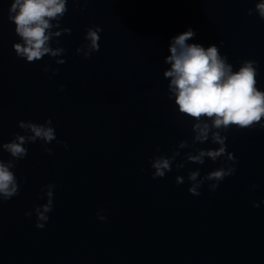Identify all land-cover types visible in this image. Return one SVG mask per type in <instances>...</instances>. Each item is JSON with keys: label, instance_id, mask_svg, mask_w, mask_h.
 Masks as SVG:
<instances>
[{"label": "water", "instance_id": "obj_1", "mask_svg": "<svg viewBox=\"0 0 264 264\" xmlns=\"http://www.w3.org/2000/svg\"><path fill=\"white\" fill-rule=\"evenodd\" d=\"M11 2L0 0V145L23 133L19 120L51 116L69 147L53 141L47 153L39 140L28 144L15 169L28 182L0 202V264H264V129L233 128L237 171L214 192L205 183L200 196L188 191V170L203 175L219 162L174 163L153 179L149 161L157 145L170 154L192 135L166 94L170 37L192 26L206 45L223 40L221 51L237 67L254 58L264 72V19L248 15L256 0H87L84 9L70 0L62 65L16 55ZM94 24L104 29L101 49L85 58L76 48ZM45 63L60 71L44 72ZM9 156L0 147V158ZM177 174L185 183H176ZM49 182L57 184L55 209L40 229L35 212H25L46 202L41 187ZM254 182L260 186L250 189Z\"/></svg>", "mask_w": 264, "mask_h": 264}, {"label": "clouds", "instance_id": "obj_2", "mask_svg": "<svg viewBox=\"0 0 264 264\" xmlns=\"http://www.w3.org/2000/svg\"><path fill=\"white\" fill-rule=\"evenodd\" d=\"M72 2L81 9L87 7L79 0ZM70 0H12L8 19L15 24V33L20 38L13 42V48L18 57L27 62L35 63L46 55L54 59L56 65L67 62V48L59 39L64 33H71L72 28L62 26L69 12ZM258 15L264 19V0H256L255 7L248 9V15ZM104 31L99 24L86 27L84 43L76 48V52L89 58L101 49V33ZM198 30L188 26L186 30L174 34L168 43V52L164 56L167 67L163 71L168 81L167 98L172 102V109L190 126L191 137L179 140L170 154L157 145V153L149 157L152 178H163L173 170L183 169L186 162L203 165L206 159L219 162V167L202 175L203 169H189L187 180L190 181L188 191L194 196H200L201 189L207 183L211 191H216L222 181L235 175L239 157L234 150H229V134L233 128L264 129V72L260 61L254 58L242 59L239 66L230 62L226 52L221 51L223 40L205 44L195 39ZM43 71L56 74L59 67L51 63L43 65ZM66 86L61 84V91ZM19 128L12 139L4 141L0 147L10 154L8 159L0 158V202L11 200L18 196L22 183L28 182L27 175L23 180L16 174L20 160L29 153L28 144L40 141L43 150L53 153L50 145L55 141L69 147L66 140L58 136L53 117L44 122L21 119ZM209 144V147L200 145ZM183 149L188 151L183 152ZM183 159L178 160V157ZM141 171H148L142 168ZM176 183L183 184L186 177L176 175ZM259 182H254L250 189L258 188ZM57 184L49 182L42 185L40 198L46 197V202L36 204L34 209H28L25 215L36 214V227L44 229L50 221V213L55 209ZM253 206L259 208L261 201L254 200ZM106 209L97 212L100 220L108 216Z\"/></svg>", "mask_w": 264, "mask_h": 264}]
</instances>
